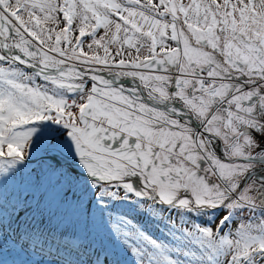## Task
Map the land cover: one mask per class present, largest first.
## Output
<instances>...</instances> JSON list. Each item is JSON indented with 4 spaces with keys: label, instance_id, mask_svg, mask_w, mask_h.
Segmentation results:
<instances>
[{
    "label": "snow or ice",
    "instance_id": "snow-or-ice-1",
    "mask_svg": "<svg viewBox=\"0 0 264 264\" xmlns=\"http://www.w3.org/2000/svg\"><path fill=\"white\" fill-rule=\"evenodd\" d=\"M0 264H264V0H0Z\"/></svg>",
    "mask_w": 264,
    "mask_h": 264
}]
</instances>
